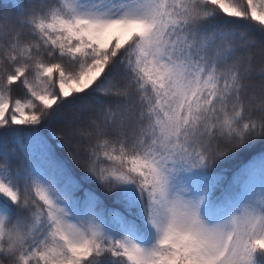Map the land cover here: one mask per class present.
I'll list each match as a JSON object with an SVG mask.
<instances>
[{"label":"snow or ice","instance_id":"obj_1","mask_svg":"<svg viewBox=\"0 0 264 264\" xmlns=\"http://www.w3.org/2000/svg\"><path fill=\"white\" fill-rule=\"evenodd\" d=\"M45 129L86 180L134 186L150 247L106 233ZM261 137L264 0H11L0 11V264H264V203L208 228L168 181L178 164L223 156L217 141ZM9 138L25 157L16 168Z\"/></svg>","mask_w":264,"mask_h":264},{"label":"trees","instance_id":"obj_2","mask_svg":"<svg viewBox=\"0 0 264 264\" xmlns=\"http://www.w3.org/2000/svg\"><path fill=\"white\" fill-rule=\"evenodd\" d=\"M10 2L11 0H0V11H4ZM24 2L30 3L33 0ZM51 128L59 137L64 121L54 122ZM38 135L52 156L63 160L72 171L73 176L70 178L80 180L103 209L104 219H98L97 222L102 223L108 235L117 239L127 238L145 248L155 242L156 233L144 211L139 194L132 195L134 186H120L111 193L105 191L94 179H85L86 174L77 167L68 148L57 144L50 132L45 129ZM21 143H26L25 137H21ZM86 143L79 137L74 138L73 151L81 159L85 155ZM9 146L17 149L12 160V167L16 168L24 162L25 157L12 138H9ZM215 146L224 149L226 153L199 168L178 164L168 177L170 194L179 195L196 205L200 221L230 219L249 204L264 203V137L241 144L233 150L223 141H217ZM66 211L69 212L68 218L73 220L71 209L66 207ZM104 260L108 264L110 255H106Z\"/></svg>","mask_w":264,"mask_h":264},{"label":"rangeland","instance_id":"obj_3","mask_svg":"<svg viewBox=\"0 0 264 264\" xmlns=\"http://www.w3.org/2000/svg\"><path fill=\"white\" fill-rule=\"evenodd\" d=\"M72 219H73V218H72ZM69 220H71V219H69ZM226 220H229V219H218V220H214V221H212V220H210V221H207V220L202 221V220H201V222H202L205 226H207V227H212V226H215V225H217V224L223 223V222H225ZM71 221H72V220H71ZM98 223H101V222H98ZM101 227L104 228L103 225H102V223H101ZM104 229H105V228H104Z\"/></svg>","mask_w":264,"mask_h":264},{"label":"clouds","instance_id":"obj_4","mask_svg":"<svg viewBox=\"0 0 264 264\" xmlns=\"http://www.w3.org/2000/svg\"><path fill=\"white\" fill-rule=\"evenodd\" d=\"M230 220V219H229ZM229 220H226L225 222L223 223H220V224H217V225H226L228 223ZM201 224H203L201 221H200ZM204 225V224H203ZM217 225L215 226H212V227H208V228H213V227H216ZM205 226V225H204ZM207 227V226H206Z\"/></svg>","mask_w":264,"mask_h":264}]
</instances>
